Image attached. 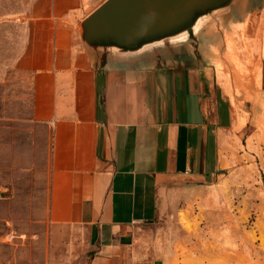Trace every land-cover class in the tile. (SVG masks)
<instances>
[{"label":"crops","instance_id":"0c3cea01","mask_svg":"<svg viewBox=\"0 0 264 264\" xmlns=\"http://www.w3.org/2000/svg\"><path fill=\"white\" fill-rule=\"evenodd\" d=\"M105 1H25L31 107L24 139L0 141V264H220L159 222L212 218L264 174V0L133 57L82 43Z\"/></svg>","mask_w":264,"mask_h":264},{"label":"rangeland","instance_id":"374dc122","mask_svg":"<svg viewBox=\"0 0 264 264\" xmlns=\"http://www.w3.org/2000/svg\"><path fill=\"white\" fill-rule=\"evenodd\" d=\"M25 1L0 0V141L6 143L24 139L21 132L31 107L30 87L13 68L24 39L18 19ZM246 175L256 183L236 190L212 218L191 222L185 212L161 214L159 225L179 242L182 254L210 250L219 253L220 264H264V174L255 168ZM165 187L178 190L186 186L171 180Z\"/></svg>","mask_w":264,"mask_h":264},{"label":"water","instance_id":"95a60500","mask_svg":"<svg viewBox=\"0 0 264 264\" xmlns=\"http://www.w3.org/2000/svg\"><path fill=\"white\" fill-rule=\"evenodd\" d=\"M232 0H106L81 22L92 51L133 57L182 43Z\"/></svg>","mask_w":264,"mask_h":264},{"label":"bare ground","instance_id":"6f19581e","mask_svg":"<svg viewBox=\"0 0 264 264\" xmlns=\"http://www.w3.org/2000/svg\"><path fill=\"white\" fill-rule=\"evenodd\" d=\"M185 222V221H184Z\"/></svg>","mask_w":264,"mask_h":264}]
</instances>
